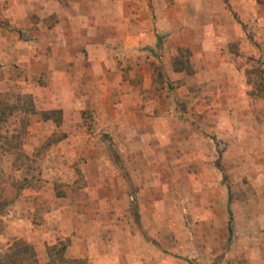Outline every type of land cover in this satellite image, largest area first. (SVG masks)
<instances>
[{
	"label": "crops",
	"instance_id": "1",
	"mask_svg": "<svg viewBox=\"0 0 264 264\" xmlns=\"http://www.w3.org/2000/svg\"><path fill=\"white\" fill-rule=\"evenodd\" d=\"M250 31L264 48V0H0V106L26 94L81 129L46 154L42 187L3 185L4 233L38 264H264V96L237 66L264 61ZM82 113L127 167L94 150ZM219 141L247 182L215 167Z\"/></svg>",
	"mask_w": 264,
	"mask_h": 264
},
{
	"label": "rangeland",
	"instance_id": "2",
	"mask_svg": "<svg viewBox=\"0 0 264 264\" xmlns=\"http://www.w3.org/2000/svg\"><path fill=\"white\" fill-rule=\"evenodd\" d=\"M155 18V17H153ZM255 36L254 31H250L248 37L252 40L253 50L257 52L258 55L264 56V48L259 47L256 42H253ZM230 50L239 55L237 52V47L233 46ZM255 53L251 56H248L247 60L239 62L238 67H244L246 65L245 71L247 75V81L252 87L251 92L256 93L258 96H264V61L255 58ZM236 62V63H237ZM154 73L158 75V70L154 67ZM156 75V76H157ZM157 85H161V80L158 78L155 79ZM41 86V85H40ZM43 87V86H41ZM17 103L18 108L15 107ZM33 107V101L29 95L24 94L22 97L18 96L16 99L14 94L8 97L6 100L1 101L0 106V151H8L12 153L14 159L0 161V217L4 213L5 207L7 205L6 200L3 198L4 187L7 184L25 186L33 185L34 187H42L45 182H47L44 177L47 175L45 172V166L48 165V160L45 159L46 154L49 151H63L64 146L57 143L59 140L65 138L71 132H79V128H64L60 127L61 116L60 112H31L30 109ZM81 117L84 120L83 131L87 132L91 137L95 138L100 135H103V128L95 121V117L91 113H82ZM30 119H37L41 123V127L38 129L40 135V144L35 147V143L31 142V132L27 129V123ZM48 120H52L57 126L53 123H48ZM47 122V125L45 124ZM13 127L12 125H15ZM16 131V132H15ZM35 135V134H34ZM35 137V136H34ZM96 144L93 145L94 150H100L99 146L104 147V152L109 153V158H113L115 161L116 158L120 159L117 166L119 168H125L128 165L129 159L127 156L126 150L122 149L119 152L117 145L104 146L105 139L103 136H100L99 141L95 140ZM103 142V143H102ZM33 146V147H32ZM215 154L217 160H215V167L220 171V174L226 176V180H230L234 186H238L239 183L247 182V179L244 180L241 176L237 175H227L224 168L223 154L226 152L227 146L222 142H215ZM33 149V157L27 155ZM172 149H177V145L173 144ZM178 152V151H177ZM175 152V154L177 153ZM228 152V151H227ZM123 154V162L121 155ZM234 160V158H233ZM13 163L14 168L20 169V178L18 182L14 180V172L11 175H6L2 170V164ZM51 162V161H50ZM233 168L238 170V162L235 159ZM116 163V161H115ZM12 166V167H13ZM239 171V170H238ZM13 179V180H12ZM170 180V179H169ZM244 180V181H243ZM5 184V186H3ZM233 189L235 187L231 186ZM233 195L240 196V193L235 190ZM242 195H245L242 193ZM18 244V245H17ZM22 241H17L15 237H9L4 233V224L3 220L0 218V264H38L37 259L35 258V253L33 256L30 252L23 253ZM29 247V246H28ZM59 248V247H57ZM33 251V249L30 247ZM19 251V253H17ZM78 264V263H75ZM81 264V263H80Z\"/></svg>",
	"mask_w": 264,
	"mask_h": 264
},
{
	"label": "trees",
	"instance_id": "3",
	"mask_svg": "<svg viewBox=\"0 0 264 264\" xmlns=\"http://www.w3.org/2000/svg\"><path fill=\"white\" fill-rule=\"evenodd\" d=\"M30 111L31 112H33V110H31L30 109ZM0 113H1V111H0ZM104 139H105V141L107 142V145L110 147V148H112V142L110 141V139H108V137H106V136H104ZM18 245V244H17ZM53 251H56L55 253H56V257H58V258H60V259H62L63 260V258H62V254H63V252L65 251V245L64 246H61L60 248H52L51 249V252H53ZM22 252L23 253H27V252H30V254L33 256V251L30 249V247H28L27 245H23V249H22ZM17 253H19V251L17 252ZM72 262H74V263H78V264H84V262L83 261H81V260H79V261H77V260H75V261H66V263H69V264H72Z\"/></svg>",
	"mask_w": 264,
	"mask_h": 264
}]
</instances>
